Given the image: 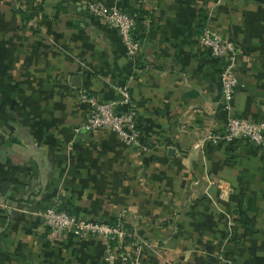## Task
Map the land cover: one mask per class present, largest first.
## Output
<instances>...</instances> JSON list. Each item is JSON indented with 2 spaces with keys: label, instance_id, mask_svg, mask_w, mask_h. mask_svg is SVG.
Listing matches in <instances>:
<instances>
[{
  "label": "crops",
  "instance_id": "1",
  "mask_svg": "<svg viewBox=\"0 0 264 264\" xmlns=\"http://www.w3.org/2000/svg\"><path fill=\"white\" fill-rule=\"evenodd\" d=\"M25 1L0 0V264H105L107 242L54 235L48 207L131 227L148 243L141 264H225L223 249L264 264V146L206 137L226 122L223 62L199 41L208 26L235 43L233 112L264 120L262 0H98L135 17L134 63L90 0ZM122 85L117 111L134 114L146 152L81 128L78 90L110 102Z\"/></svg>",
  "mask_w": 264,
  "mask_h": 264
},
{
  "label": "built area",
  "instance_id": "2",
  "mask_svg": "<svg viewBox=\"0 0 264 264\" xmlns=\"http://www.w3.org/2000/svg\"><path fill=\"white\" fill-rule=\"evenodd\" d=\"M21 10L27 12L28 6L25 0H12ZM264 3V0H262ZM88 11L96 18L104 20L114 28L120 37L126 57L136 62V56L140 51L139 40L133 34L136 19L117 6H107L98 0H90L87 4ZM26 33L34 34L39 29L37 17L22 21ZM199 41L209 55L220 59L223 66L220 72L221 97L220 104L226 110V122L221 133L207 132L206 137L214 142L231 143L244 138L257 146H264V120L253 121L239 116L233 112L232 99L234 97L239 80L236 74V61L238 52L235 43L223 37L219 32L210 27H204L199 35ZM117 101L100 102L90 96L85 89L78 90L79 98L89 103V110L81 128L85 131L109 129L114 132L126 146L134 147L140 152H146L149 148L144 145L139 137L134 114L131 110L118 112L117 105H127L130 101L128 88L122 85L118 89ZM45 226L51 229L54 235L70 232L76 236H97L107 242L105 264H141V252L148 243L139 240L134 232L123 227L121 221L111 224L103 220H88L75 217L63 210L52 207L38 212ZM125 237L130 238L126 240ZM112 239L125 244V250L112 246ZM221 259L225 264H237L225 249L221 250Z\"/></svg>",
  "mask_w": 264,
  "mask_h": 264
},
{
  "label": "trees",
  "instance_id": "3",
  "mask_svg": "<svg viewBox=\"0 0 264 264\" xmlns=\"http://www.w3.org/2000/svg\"><path fill=\"white\" fill-rule=\"evenodd\" d=\"M25 14H26V13H25ZM24 18H25L24 20H27V19H30L31 16L27 14V15H25ZM108 222L111 223V224H115L117 221L111 220V221H108ZM123 227H124L125 229H127L128 231L133 232L132 229H131V227H128V226H126V225H124V224H123ZM125 239H126V240H129L130 238L125 237ZM115 241H116V239H112V240H110V244H111V245L114 244ZM121 249H122V250H125V244H124V243L121 245Z\"/></svg>",
  "mask_w": 264,
  "mask_h": 264
},
{
  "label": "water",
  "instance_id": "4",
  "mask_svg": "<svg viewBox=\"0 0 264 264\" xmlns=\"http://www.w3.org/2000/svg\"><path fill=\"white\" fill-rule=\"evenodd\" d=\"M77 77H75L74 79L76 80Z\"/></svg>",
  "mask_w": 264,
  "mask_h": 264
}]
</instances>
